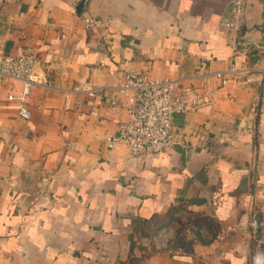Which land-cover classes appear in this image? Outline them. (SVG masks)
Wrapping results in <instances>:
<instances>
[{
    "label": "crops",
    "instance_id": "1",
    "mask_svg": "<svg viewBox=\"0 0 264 264\" xmlns=\"http://www.w3.org/2000/svg\"><path fill=\"white\" fill-rule=\"evenodd\" d=\"M232 1L88 0L79 16V0H0V54L33 50L50 84L31 90L29 120L6 100L10 81L0 87V264H255L264 0H246L237 30L225 27ZM85 17L101 27L86 29ZM232 66L239 74L223 86L214 74ZM125 69L204 93L176 115V144L161 154L103 141L128 120ZM253 115L254 150L241 128ZM253 204L258 239L216 238Z\"/></svg>",
    "mask_w": 264,
    "mask_h": 264
},
{
    "label": "built area",
    "instance_id": "2",
    "mask_svg": "<svg viewBox=\"0 0 264 264\" xmlns=\"http://www.w3.org/2000/svg\"><path fill=\"white\" fill-rule=\"evenodd\" d=\"M232 4V18L225 27L237 30L246 11V0H233ZM84 24L86 29L101 27V21L94 17H85ZM36 63L37 54L29 48L16 56L0 54V87L3 82L10 81L6 100L16 106L19 116L25 120L32 115L28 106L31 90L50 85L47 75L36 70ZM238 74L239 70L232 66L228 71H218L214 75L226 86ZM208 76L202 75V78L207 79ZM81 92L83 90L79 86L67 90L65 107L70 106L72 94ZM117 92L125 100L128 120L119 122L117 132L105 135L103 141L109 149L125 145L133 156L158 155L175 145L176 115L194 111L204 101L203 92L183 85L178 79L149 77L134 69L124 70V79ZM116 105L114 103L113 107ZM91 115L96 116L97 110L93 109ZM256 209L253 204L251 210L240 211L234 222L220 231L216 238L223 240L228 234L241 230L258 239L261 216ZM255 264H264V249L261 246H258Z\"/></svg>",
    "mask_w": 264,
    "mask_h": 264
},
{
    "label": "water",
    "instance_id": "3",
    "mask_svg": "<svg viewBox=\"0 0 264 264\" xmlns=\"http://www.w3.org/2000/svg\"><path fill=\"white\" fill-rule=\"evenodd\" d=\"M88 0H79L77 6H76V12L80 16L85 9L86 3ZM262 40L264 41V36L262 37ZM255 115H253L251 118L247 119L244 122V125L241 127L242 130L246 131L248 134L252 136V144H253V150L255 149V143H254V134H255Z\"/></svg>",
    "mask_w": 264,
    "mask_h": 264
},
{
    "label": "rangeland",
    "instance_id": "4",
    "mask_svg": "<svg viewBox=\"0 0 264 264\" xmlns=\"http://www.w3.org/2000/svg\"><path fill=\"white\" fill-rule=\"evenodd\" d=\"M183 244V243H182Z\"/></svg>",
    "mask_w": 264,
    "mask_h": 264
}]
</instances>
